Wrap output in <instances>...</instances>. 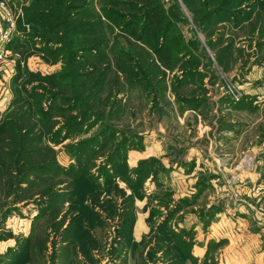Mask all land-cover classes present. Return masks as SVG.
Masks as SVG:
<instances>
[{
    "label": "rangeland",
    "instance_id": "rangeland-1",
    "mask_svg": "<svg viewBox=\"0 0 264 264\" xmlns=\"http://www.w3.org/2000/svg\"><path fill=\"white\" fill-rule=\"evenodd\" d=\"M158 1L178 56L168 68L155 63L146 89L106 87L88 102L103 113L117 105L105 122L116 138L87 120L75 137L34 143L15 179L2 172L0 264H254L264 252V0ZM1 2L14 23L0 5V121L17 125V66L48 74L63 61L46 60L40 39L28 38L30 0ZM106 36L113 49L127 48ZM34 87L44 105L46 89ZM52 153L59 170L33 168Z\"/></svg>",
    "mask_w": 264,
    "mask_h": 264
},
{
    "label": "trees",
    "instance_id": "trees-1",
    "mask_svg": "<svg viewBox=\"0 0 264 264\" xmlns=\"http://www.w3.org/2000/svg\"><path fill=\"white\" fill-rule=\"evenodd\" d=\"M99 1L98 11L93 10L92 0L88 3L86 0H30L24 7L25 21L33 30L28 38H39L43 43L40 50L44 58L52 61L61 59L63 67L60 71L43 74L17 66L14 81H19L23 114L17 125L10 119L0 121V177L4 173L15 179L16 172L26 169L22 165V155L36 152L31 148L34 143L46 147L49 139L60 143L75 137L83 130L82 126L90 127L89 123H85L87 120L102 124L98 134L116 138L117 130L105 122L117 114V105H108V110L103 113L95 112L88 102L111 87L117 92L137 87L146 89L159 70L155 63L168 68V61L178 56L173 20L158 0ZM186 2L191 4L189 0ZM106 31L112 36L123 37L127 48L113 49L108 43ZM134 43L140 49L141 46L149 48L155 57L143 58V53L135 50ZM48 46L50 48L45 50ZM83 53L93 59H80L79 54ZM138 54L140 58H137ZM101 57L105 61L94 59ZM120 75L122 83L117 81ZM35 82L47 91L43 93L47 95L44 105L35 97L37 88H27ZM61 118H64L63 121H60ZM23 121H27L28 126L21 123ZM28 136H31L30 139ZM82 143L78 141L79 146ZM120 146L121 141L114 145L118 149ZM39 153L49 152L39 149ZM6 154H9V159H6ZM47 159L40 167L33 168L42 173L60 169L53 153Z\"/></svg>",
    "mask_w": 264,
    "mask_h": 264
},
{
    "label": "built area",
    "instance_id": "built-area-1",
    "mask_svg": "<svg viewBox=\"0 0 264 264\" xmlns=\"http://www.w3.org/2000/svg\"><path fill=\"white\" fill-rule=\"evenodd\" d=\"M1 7H2V17L3 19H5L10 25H13L14 23V17L11 14L10 9L7 7V5L4 2L0 3Z\"/></svg>",
    "mask_w": 264,
    "mask_h": 264
},
{
    "label": "crops",
    "instance_id": "crops-1",
    "mask_svg": "<svg viewBox=\"0 0 264 264\" xmlns=\"http://www.w3.org/2000/svg\"><path fill=\"white\" fill-rule=\"evenodd\" d=\"M252 254H250V257ZM251 260L253 261L254 264H264V252H257L254 253V256L251 257Z\"/></svg>",
    "mask_w": 264,
    "mask_h": 264
}]
</instances>
